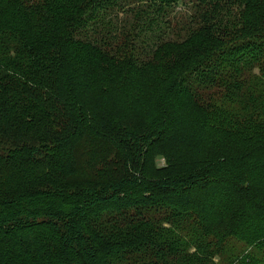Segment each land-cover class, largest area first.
<instances>
[{"label": "trees", "instance_id": "1", "mask_svg": "<svg viewBox=\"0 0 264 264\" xmlns=\"http://www.w3.org/2000/svg\"><path fill=\"white\" fill-rule=\"evenodd\" d=\"M131 80L156 96L143 129L103 124L127 139L129 166L116 175L118 157L111 167L90 158L82 181L0 197V264H264V199L253 196L264 183V0H0V155L42 159L43 169L65 145L91 155L92 136L58 129L87 108L85 85L107 96ZM209 89L225 93L211 111ZM185 105L253 142L251 151L148 176L152 148ZM163 205L173 209L154 219ZM132 237L156 247L152 261L133 257Z\"/></svg>", "mask_w": 264, "mask_h": 264}, {"label": "rangeland", "instance_id": "2", "mask_svg": "<svg viewBox=\"0 0 264 264\" xmlns=\"http://www.w3.org/2000/svg\"><path fill=\"white\" fill-rule=\"evenodd\" d=\"M184 7V3L179 4L178 10ZM132 21V19H127ZM255 72H258L257 70ZM132 81V80H131ZM130 81L128 87L121 93H111L103 96L96 92L90 85H85L84 107H79L78 112L73 110L68 117L64 118V124L58 129L63 136L71 134L72 136L84 140L85 137L92 136L94 149L91 155H88L82 146L70 147L65 145L64 149L49 160L51 169H43L42 159L33 163H16L3 155H0V197L11 196L23 188H36L44 183L70 184V180H80L84 176L93 173L86 165L90 158L96 159V165L99 166V160H108L109 167L112 166L110 160L120 159L118 169L112 168L111 171L116 175L124 171L125 165L129 166V154L131 152L130 144L121 133L117 134L114 130L123 129L133 132H140L146 122V116L154 108L156 96L144 93L140 88V82ZM143 87V86H142ZM145 89V88H144ZM225 93L220 90L209 89L205 93V102L208 111L212 107L219 108L224 104ZM11 100V99H9ZM8 106L12 102L8 101ZM17 104V103H15ZM237 108L239 104L235 105ZM202 108V105L199 108ZM61 112L65 107H60ZM93 111L89 114L88 111ZM0 117V121H1ZM179 122L165 138L157 141L152 148L151 157L147 161L146 173L150 177L182 175L186 172L197 170L204 167L211 160L226 159L231 157H240L246 151H251L253 142L244 139L241 134L235 135L228 131L226 126L220 125L211 118L206 120L197 109H192L185 105L180 114ZM62 121V122H63ZM107 124V129L114 126V130L104 129L103 124ZM108 131V132H105ZM101 132V133H99ZM98 133V134H97ZM97 139H96V138ZM46 151V150H45ZM82 181V180H80ZM78 181V182H80ZM255 198L264 199V183H259L256 187ZM233 193H228L227 198H231ZM231 203L227 201L229 207ZM171 205L154 208L149 214L156 220H160L166 211H171ZM121 219L119 214L107 217L105 222L114 224ZM131 222L143 224V219L136 215ZM111 225H100L113 234H121L119 228H110ZM167 225V223H165ZM144 226V225H142ZM103 231L105 233L106 231ZM147 229H140V234ZM137 240L134 247L130 249L133 257H149L148 261L153 260L156 254V247L151 243L143 244L139 237H132L131 240ZM216 263L228 264L221 257L217 256Z\"/></svg>", "mask_w": 264, "mask_h": 264}]
</instances>
